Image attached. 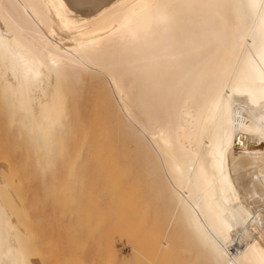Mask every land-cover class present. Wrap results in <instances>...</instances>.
<instances>
[{
  "label": "bare ground",
  "instance_id": "obj_1",
  "mask_svg": "<svg viewBox=\"0 0 264 264\" xmlns=\"http://www.w3.org/2000/svg\"><path fill=\"white\" fill-rule=\"evenodd\" d=\"M262 18L264 0H0L2 131L45 164H133L166 227L146 263L264 264ZM8 157L0 264H36Z\"/></svg>",
  "mask_w": 264,
  "mask_h": 264
},
{
  "label": "rangeland",
  "instance_id": "obj_2",
  "mask_svg": "<svg viewBox=\"0 0 264 264\" xmlns=\"http://www.w3.org/2000/svg\"><path fill=\"white\" fill-rule=\"evenodd\" d=\"M2 129L0 125V136L7 133L10 138L2 143L0 163H5L7 150L9 177L21 179L31 199L28 222L42 254L35 255L36 264H148L144 258L154 259L165 220L148 197L137 193L133 164L87 155L45 164L24 142ZM171 254L155 264H184L182 255Z\"/></svg>",
  "mask_w": 264,
  "mask_h": 264
},
{
  "label": "snow or ice",
  "instance_id": "obj_3",
  "mask_svg": "<svg viewBox=\"0 0 264 264\" xmlns=\"http://www.w3.org/2000/svg\"><path fill=\"white\" fill-rule=\"evenodd\" d=\"M259 53L264 56V18L261 20V37ZM251 65L250 71L247 76V86L249 88L259 87L260 91L264 93V66H257L249 59Z\"/></svg>",
  "mask_w": 264,
  "mask_h": 264
}]
</instances>
